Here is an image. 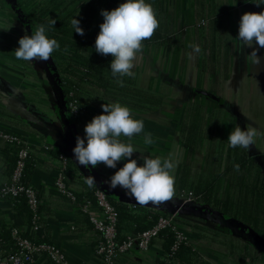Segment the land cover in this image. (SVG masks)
I'll return each mask as SVG.
<instances>
[{
  "label": "crops",
  "instance_id": "0c3cea01",
  "mask_svg": "<svg viewBox=\"0 0 264 264\" xmlns=\"http://www.w3.org/2000/svg\"><path fill=\"white\" fill-rule=\"evenodd\" d=\"M262 7L246 0H161L162 10L171 15L174 42L143 46V60L136 65L138 82L159 103L153 110L130 108L134 117L144 122L143 132L130 141L143 155L171 157L176 162L175 194L164 201L167 204L181 205L182 193L189 184L204 180L211 172H223L231 149L227 138L235 124L242 129L250 124L264 130V49L258 50L260 62L254 63L252 50L241 48L236 37L241 15L258 13ZM4 9L0 4V132L17 135L30 147L36 163L31 183L40 199V228L34 229L27 213L20 214L8 199L0 202V221L6 228L19 227L31 240L59 247L68 264H99L95 252L98 233L78 206L57 191V161L52 155L62 153L70 159L67 185L74 193H84L85 177L91 175L105 192L134 199L119 187L108 188L107 181L115 169L103 163L85 168L75 161L72 152L76 137L84 136L85 124L109 101L87 89L81 97L85 124L73 127L46 61L16 59L18 39L27 33L17 17ZM192 45H198L200 51L194 52ZM197 91L208 92L218 101ZM198 116L202 118V139L190 149L184 139L190 136L189 127ZM146 133L152 137L150 145L144 142ZM241 150L264 174V141ZM12 153L0 138V187L10 181ZM139 155L134 153L135 158ZM238 176L237 171L221 175L217 195L222 199L236 195ZM237 197L242 198V194L237 193ZM187 205L197 210L178 216L192 224L190 238L203 248L197 252V264H264V246L248 236L240 228L241 223L223 217L198 198ZM162 255L161 242L155 240L147 251L133 249L119 256L115 264H161ZM36 264L53 263L42 256Z\"/></svg>",
  "mask_w": 264,
  "mask_h": 264
},
{
  "label": "trees",
  "instance_id": "16d2710c",
  "mask_svg": "<svg viewBox=\"0 0 264 264\" xmlns=\"http://www.w3.org/2000/svg\"><path fill=\"white\" fill-rule=\"evenodd\" d=\"M8 1L16 5L33 32L39 25L43 24L47 29V36L59 42L60 48L52 54L46 64L52 72L51 74L55 80V91L61 98L73 127H77L78 123H85L81 115L73 116L70 111V103L77 101V106L83 110L81 97L89 88L99 95V98H104L109 102L118 101L131 109L153 110L157 107L158 99L149 89H145L139 84V70L136 67L133 69L135 76L123 77V85L121 86L116 82L109 69L111 55H100L94 48V41L99 32V24L103 22V17L100 15L101 9L111 10L118 6L122 0H87V2L86 0H2L13 15L17 17ZM2 2L0 1L1 5ZM148 2L151 3L156 13L159 26L150 39L142 42L143 46L160 47L172 44L174 37L171 33V15L162 10L161 0H148ZM73 18L80 21V27L84 30L82 36L73 31L71 24ZM17 19L24 31L31 35L25 23L18 17ZM50 19L56 21L54 26H49ZM213 99L218 101V99ZM194 119V123L189 127L190 136L184 139V143L190 149L195 148L193 146L195 142L198 145L203 134L201 129L202 118L198 116ZM121 140L131 143L123 136ZM7 144L14 155L12 174L17 161L16 153L19 145ZM132 144L136 147V144ZM60 154L53 153L52 156L57 159ZM133 158H135L134 154ZM67 159V170H70L71 161L69 158ZM122 164L123 161L118 162L117 168L121 167ZM236 165L239 166L238 169ZM35 166V160L29 156L21 179V183L25 187L33 186L31 174ZM231 171L240 173L234 186L236 195L222 199L217 195V182L221 175H228ZM84 189V193H75L76 196L80 200L84 198L93 200V193L98 189V186L88 187L86 184ZM102 191L118 213L117 240L119 242H122L127 234L136 235L152 228L161 216L174 211H178L179 214L180 212L191 211L173 204H170L169 207L155 205L148 208L133 204L129 201L130 199L125 197ZM184 192H191L202 203L216 210L223 217L227 216L232 221L241 223L240 228L248 236L254 237L257 244L264 246V237L260 235V233L264 235V174L262 168L240 148L231 147L227 151V158L221 174L211 172L204 180L198 179L189 184ZM237 193L242 194V198L239 199ZM4 199H8L13 206L19 209L20 214L27 213L31 224L32 214L23 195L19 197H2L0 202ZM238 204L239 208L236 207ZM175 224L186 235L187 240L179 243L176 250H172L175 242L174 231L171 229L160 231L163 253L161 264H197V252L203 248L190 238L193 230L192 224L184 221L179 216L176 217ZM11 227L16 226L6 228L0 221V253L13 252L16 249L10 235Z\"/></svg>",
  "mask_w": 264,
  "mask_h": 264
},
{
  "label": "clouds",
  "instance_id": "9594fccd",
  "mask_svg": "<svg viewBox=\"0 0 264 264\" xmlns=\"http://www.w3.org/2000/svg\"><path fill=\"white\" fill-rule=\"evenodd\" d=\"M87 2V0H86ZM257 7L264 6V0H246ZM235 3V2H234ZM103 22L99 24V32L94 41L95 51L100 55H111L109 69L116 82L123 85V77H134L133 69L143 60V41L150 39L158 28L156 13L148 0H122L111 10L101 9ZM56 21L50 19L49 26ZM72 29L79 35L84 34L80 21L73 18ZM46 27L39 25L31 35L25 34L18 39V47L14 49L17 60L26 62L47 61L60 48L59 42L49 38ZM241 48L251 49L254 63L260 62L258 50L264 49V7L260 12H244L238 22L237 36ZM194 52H199L198 45H192ZM3 94H0V98ZM102 112L92 117L84 126V136L76 137L72 149L75 161L85 168H95L98 164L116 171L109 177V189L117 187L124 190L125 195L133 197L140 204L151 202L158 205L171 199L175 194L174 170L176 162L171 158L161 159L143 155L131 140L144 130L143 119H136L132 110L120 102H107L101 105ZM76 110V109H75ZM74 110V111H75ZM258 140L264 141V130L252 125L243 129L235 124L230 131L227 143L232 148L248 150ZM144 142L152 144L150 134L144 135ZM134 153H140L133 158ZM142 161L141 163H138ZM123 161L117 168L118 162ZM238 169L239 166L236 165ZM88 187L96 185L91 175L85 177Z\"/></svg>",
  "mask_w": 264,
  "mask_h": 264
},
{
  "label": "built area",
  "instance_id": "2783aa9c",
  "mask_svg": "<svg viewBox=\"0 0 264 264\" xmlns=\"http://www.w3.org/2000/svg\"><path fill=\"white\" fill-rule=\"evenodd\" d=\"M76 102L70 103V111L74 117L82 116L84 111L77 106ZM0 138L7 143L19 145L16 153L15 168L10 176V181L0 189V198L23 195L32 214L31 225L34 229H39L40 199L37 191L33 186L25 187L21 183L26 160L31 154L30 147L19 136L11 133L0 132ZM67 158L66 155L61 153L56 159L57 169L54 184L57 191L64 198L78 206L79 211L88 218L93 228L97 231L98 239L95 245V252L99 258V264H115L119 256L133 249L147 251L155 240L160 241V231L165 229H171L175 233V242L172 250H176L179 243L187 240L186 235L175 224V219L179 213L174 211L161 216L152 228L136 235L127 234L125 239L119 242L117 240L118 213L115 207L100 189L94 191L93 200L87 198L80 200L70 190L67 185ZM182 198V205L197 199L191 192L182 193ZM94 207L97 210H94ZM10 235L16 245V249L13 252L0 253V264H36V260L42 256L49 259L53 264H68L63 251L54 244L31 240L22 234V230L19 227H11Z\"/></svg>",
  "mask_w": 264,
  "mask_h": 264
},
{
  "label": "water",
  "instance_id": "95a60500",
  "mask_svg": "<svg viewBox=\"0 0 264 264\" xmlns=\"http://www.w3.org/2000/svg\"><path fill=\"white\" fill-rule=\"evenodd\" d=\"M7 1V0H6ZM9 2V1H8ZM11 8L13 9V11L16 13L17 17L19 19H21L25 25H26V28L28 31H30V33L32 34L33 30L27 25V21L23 18V16L21 15V13L18 11L16 5H14L12 2H9ZM199 93L207 96V97H211V98H215L217 99L216 97H214L212 94L208 93V92H203V91H198ZM98 189L100 190H103V188L100 186L98 187ZM131 203L133 204H136V205H140V206H155L154 204H152L151 202L147 203V204H140L139 202H137L135 199H130L129 200ZM158 205H163L164 207H169L170 204H167V203H164V204H158ZM181 208H187L188 210H191V211H194V210H197V209H193L192 207H190V205H179ZM199 211H202V212H205V213H213L212 211L208 210V209H199ZM214 215H219V214H216V213H213Z\"/></svg>",
  "mask_w": 264,
  "mask_h": 264
},
{
  "label": "rangeland",
  "instance_id": "374dc122",
  "mask_svg": "<svg viewBox=\"0 0 264 264\" xmlns=\"http://www.w3.org/2000/svg\"><path fill=\"white\" fill-rule=\"evenodd\" d=\"M0 1L2 2V0H0ZM2 5H3V7L5 8V9H4L5 11H7V12L10 13L11 15H13V13L9 10V8L7 7L6 4H4V3L2 2ZM95 26H96V24H95ZM93 28H94V24H93Z\"/></svg>",
  "mask_w": 264,
  "mask_h": 264
}]
</instances>
